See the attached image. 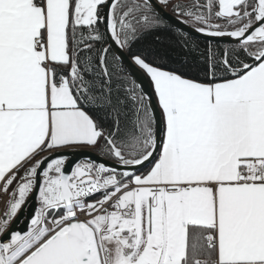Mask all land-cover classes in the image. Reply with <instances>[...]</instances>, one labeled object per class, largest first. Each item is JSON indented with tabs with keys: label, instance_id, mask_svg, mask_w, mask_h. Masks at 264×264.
Instances as JSON below:
<instances>
[{
	"label": "snow or ice",
	"instance_id": "6c2138e0",
	"mask_svg": "<svg viewBox=\"0 0 264 264\" xmlns=\"http://www.w3.org/2000/svg\"><path fill=\"white\" fill-rule=\"evenodd\" d=\"M0 205V264H264V0H0Z\"/></svg>",
	"mask_w": 264,
	"mask_h": 264
},
{
	"label": "water",
	"instance_id": "95a60500",
	"mask_svg": "<svg viewBox=\"0 0 264 264\" xmlns=\"http://www.w3.org/2000/svg\"><path fill=\"white\" fill-rule=\"evenodd\" d=\"M193 35L202 37L195 33H193ZM81 158L83 157L80 156L79 154H77L74 157V159H81ZM35 207H36L35 200L30 198L26 206H24L23 209L18 213V219L11 225V227L15 230H26L27 218L33 214Z\"/></svg>",
	"mask_w": 264,
	"mask_h": 264
},
{
	"label": "trees",
	"instance_id": "16d2710c",
	"mask_svg": "<svg viewBox=\"0 0 264 264\" xmlns=\"http://www.w3.org/2000/svg\"><path fill=\"white\" fill-rule=\"evenodd\" d=\"M193 37L196 38L201 43V46H203V44L206 42L205 39L202 37H198L195 35H193ZM177 47H178V45H177Z\"/></svg>",
	"mask_w": 264,
	"mask_h": 264
},
{
	"label": "rangeland",
	"instance_id": "374dc122",
	"mask_svg": "<svg viewBox=\"0 0 264 264\" xmlns=\"http://www.w3.org/2000/svg\"><path fill=\"white\" fill-rule=\"evenodd\" d=\"M5 199H6V198H5ZM2 207H3V206H2V205H0V209H2Z\"/></svg>",
	"mask_w": 264,
	"mask_h": 264
}]
</instances>
